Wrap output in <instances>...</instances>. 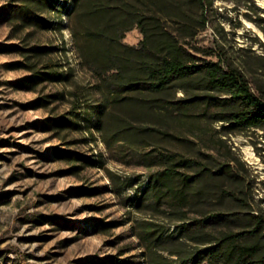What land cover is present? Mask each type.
Instances as JSON below:
<instances>
[{
	"label": "trees",
	"instance_id": "16d2710c",
	"mask_svg": "<svg viewBox=\"0 0 264 264\" xmlns=\"http://www.w3.org/2000/svg\"><path fill=\"white\" fill-rule=\"evenodd\" d=\"M20 2L9 11L13 18L24 26H53L42 11L60 10L57 1ZM208 3L61 4L78 64L91 77L98 97L94 104L77 103L78 95L71 92V116L62 114L55 124L77 126L75 117L95 114L100 130L114 140L147 149L149 175L141 193L148 194L145 200L160 210L167 227L152 218L140 221L136 234L145 264H264V214L254 211L243 180L204 126L219 122L212 132L220 141L227 133L264 129V96L238 67L207 58L190 43L205 28ZM134 27L141 33L136 45L123 41ZM43 50L52 48H28L33 54ZM40 73L60 80L71 70ZM99 162L89 165L102 166ZM110 262L128 264L126 259Z\"/></svg>",
	"mask_w": 264,
	"mask_h": 264
},
{
	"label": "rangeland",
	"instance_id": "374dc122",
	"mask_svg": "<svg viewBox=\"0 0 264 264\" xmlns=\"http://www.w3.org/2000/svg\"><path fill=\"white\" fill-rule=\"evenodd\" d=\"M20 1L0 0L6 7L0 12V264H145L140 221L167 227L141 193L147 149L114 140L95 114L75 117L77 126L55 124L62 114L71 116V92L77 103L90 104L98 94L78 64L63 0H54L60 10L42 11L54 21L48 29L13 18L9 11ZM205 11V28L190 43L207 58L238 67L264 96V0H211ZM140 39L134 27L123 41ZM34 45L52 50L33 54ZM69 69L60 80L40 73ZM204 126L243 180L254 211L264 214V129L227 133L220 141L212 132L219 122ZM97 160L102 166L89 165Z\"/></svg>",
	"mask_w": 264,
	"mask_h": 264
}]
</instances>
